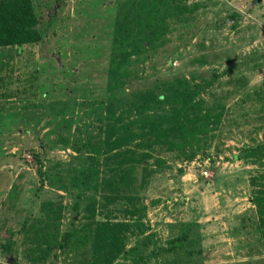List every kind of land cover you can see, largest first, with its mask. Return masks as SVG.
Returning <instances> with one entry per match:
<instances>
[{
    "label": "rangeland",
    "instance_id": "1",
    "mask_svg": "<svg viewBox=\"0 0 264 264\" xmlns=\"http://www.w3.org/2000/svg\"><path fill=\"white\" fill-rule=\"evenodd\" d=\"M30 4L38 41L0 47V264H264V0Z\"/></svg>",
    "mask_w": 264,
    "mask_h": 264
},
{
    "label": "trees",
    "instance_id": "2",
    "mask_svg": "<svg viewBox=\"0 0 264 264\" xmlns=\"http://www.w3.org/2000/svg\"><path fill=\"white\" fill-rule=\"evenodd\" d=\"M157 3V2H156ZM154 6H150V13L153 15L157 14L159 5L155 3ZM147 25L152 28L151 22H148ZM156 30H154L155 32ZM37 31H36V20L34 18L32 6L30 4V0H1L0 1V47H10V46H21L23 44L33 43L37 42ZM125 58L127 55H123ZM122 56V58H123ZM123 65H121V68ZM143 99L148 98L149 96L144 94L142 95ZM156 99L160 100V97H156ZM184 123H181L179 120L175 121V130L173 127H170L171 134L173 136H176L177 133H181L185 131ZM161 124L159 126L154 127L153 129H150L151 136L155 135L157 140H161L164 138H167V136H170V133L167 129H161ZM156 132V134H155ZM144 137H148L146 142H148L149 146L157 145L159 144V141H155L153 144H151V136H148L147 134H143ZM130 138V135L126 133L123 136H119L118 138H115L114 143L117 144V146H123L124 149L120 150V147H113L114 149H117V151L114 152V149H111V158L113 160V167L119 168V165L121 164H133L136 162L134 157L132 155L135 154V151L132 148H127L126 144L128 143V140ZM129 159V161H125L126 159ZM128 162V163H126ZM96 174L95 171H90L88 173H82V179H78L77 181H80V184L84 187L89 186L90 184V176ZM91 235V232L85 233V237L87 239V236Z\"/></svg>",
    "mask_w": 264,
    "mask_h": 264
}]
</instances>
